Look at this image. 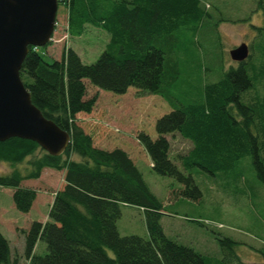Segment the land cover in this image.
Here are the masks:
<instances>
[{
  "label": "trees",
  "instance_id": "16d2710c",
  "mask_svg": "<svg viewBox=\"0 0 264 264\" xmlns=\"http://www.w3.org/2000/svg\"><path fill=\"white\" fill-rule=\"evenodd\" d=\"M57 4L67 7L70 36H81L90 26L108 34L109 41L91 64H82L71 48H64L59 59L45 55L46 60L36 48H29L21 63L19 78L31 104L70 137V145L57 157L28 140L0 142V163L13 166L27 159L25 175L17 170L0 175V187L12 190L18 212L27 213L36 196L35 190L22 186L23 180L37 179L44 168L63 172L46 220L32 221L21 231L27 264H243L229 238L216 236L219 262L169 240L159 224L162 205L133 161L119 148H96L79 117L90 114L96 100L85 98L84 82L116 95L134 88L160 97L170 111L156 119V137L137 133L135 139L150 170L180 186L175 197L199 200L194 171L214 178L244 158H249L264 187V105L253 99L245 105L241 100L252 88L247 58L206 85L202 102L179 103L161 88V80L177 68L171 55L179 50L180 30L194 29L207 17L199 0H57ZM171 134L191 146L176 157L178 164L169 155ZM121 206L142 212L146 238L119 235ZM38 242L45 247L41 256L34 253ZM9 255L8 242L0 234V264H9Z\"/></svg>",
  "mask_w": 264,
  "mask_h": 264
},
{
  "label": "rangeland",
  "instance_id": "374dc122",
  "mask_svg": "<svg viewBox=\"0 0 264 264\" xmlns=\"http://www.w3.org/2000/svg\"><path fill=\"white\" fill-rule=\"evenodd\" d=\"M207 17L194 29H182L178 34L179 50L171 55L176 61L175 72L168 70L161 88L179 103L198 104L203 100V88L217 81L229 66H235L228 52L244 43L248 49L247 75L252 88L242 102L264 105V0H199ZM205 7V8H204ZM67 7L58 4L52 40L40 54L59 59L64 48L73 49L82 64L93 63L109 41L108 34L85 27L81 36L67 33ZM178 53L180 56L178 57ZM46 55V56H45ZM85 98L95 97L90 114L79 119L96 148L123 150L133 161L149 190L161 203L159 224L171 241L191 248L194 252L221 260L216 240L229 238L236 243L234 254L243 264H264V187L254 175L249 158L239 160L230 170L214 178L194 171L192 178L201 197L197 201L179 199L174 192L180 188L172 179L160 176L149 168V160L137 143V133L156 137L154 123L170 111L157 96L129 88L123 95L96 89L84 82ZM246 105V103H244ZM169 155L178 164L177 156L190 149V143L177 134L167 136ZM27 159L13 166L0 163V175L17 170L27 173ZM59 171L44 168L37 179L23 180L22 186L35 190L30 210L14 209L9 188L0 187V234L9 246V264H27L22 256L24 239L21 231L32 221L46 215L51 194L61 185ZM117 223L120 236L146 238L142 212L132 206H121ZM35 255H43L45 247L37 243ZM110 256V252L107 251ZM237 263V262H236ZM234 263V264H236Z\"/></svg>",
  "mask_w": 264,
  "mask_h": 264
},
{
  "label": "water",
  "instance_id": "95a60500",
  "mask_svg": "<svg viewBox=\"0 0 264 264\" xmlns=\"http://www.w3.org/2000/svg\"><path fill=\"white\" fill-rule=\"evenodd\" d=\"M57 0H0V142L19 138L60 156L70 137L30 102L19 69L29 48H43L55 26ZM232 62L248 56L244 43L228 52Z\"/></svg>",
  "mask_w": 264,
  "mask_h": 264
},
{
  "label": "crops",
  "instance_id": "0c3cea01",
  "mask_svg": "<svg viewBox=\"0 0 264 264\" xmlns=\"http://www.w3.org/2000/svg\"><path fill=\"white\" fill-rule=\"evenodd\" d=\"M60 174H61L60 176H61V185H62V174H63V172H60ZM61 185H60V187H61ZM58 186H59V185H58ZM58 186L54 189V192L51 194V197H53L54 193L60 188V187H58ZM51 201H52V199H51ZM51 201L49 202L48 207H49ZM47 211H48V210H47ZM46 214H47V213H46ZM44 220H46V215L42 218V220H41L40 222H43Z\"/></svg>",
  "mask_w": 264,
  "mask_h": 264
}]
</instances>
